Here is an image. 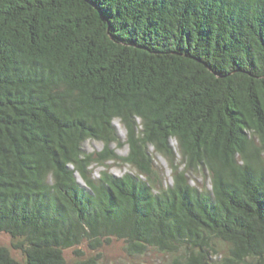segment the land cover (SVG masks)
<instances>
[{
  "label": "trees",
  "instance_id": "1",
  "mask_svg": "<svg viewBox=\"0 0 264 264\" xmlns=\"http://www.w3.org/2000/svg\"><path fill=\"white\" fill-rule=\"evenodd\" d=\"M110 160L137 174L94 177ZM0 232L25 255L0 264H97L64 251L113 239L264 264V0H0Z\"/></svg>",
  "mask_w": 264,
  "mask_h": 264
},
{
  "label": "rangeland",
  "instance_id": "2",
  "mask_svg": "<svg viewBox=\"0 0 264 264\" xmlns=\"http://www.w3.org/2000/svg\"><path fill=\"white\" fill-rule=\"evenodd\" d=\"M114 126L120 136L122 145L113 143L110 145V149L113 150L118 156L125 157L128 155L130 149L126 142V129L119 120L114 122ZM172 145L177 147L175 140L172 141ZM104 143L97 139H89L85 142L83 148L86 153L97 155L104 150ZM153 152V150H152ZM155 165L158 170H161L166 181V185H171L173 179L171 176V169L169 167L168 160L161 154L154 153ZM94 177H99L103 171H107L116 177H123L127 174L136 175L137 171L128 164H123L121 161L110 160L104 165L100 163H94L91 167ZM191 182L197 187L211 188L208 175L204 172H195L190 175ZM18 240L6 233L0 232V247L7 248L12 257L21 263L25 262V255L19 249L14 248ZM218 254L214 256V259L221 261L226 255L227 249L225 246L217 245ZM77 251L82 254H76ZM64 255L68 263H73L78 260H86L95 258L97 264H173L174 256L166 253L159 252L154 249L148 250L142 255H130L126 250V243L122 240L113 239L111 243L104 244L97 250H91L87 243H83L80 246L70 248L64 251Z\"/></svg>",
  "mask_w": 264,
  "mask_h": 264
}]
</instances>
